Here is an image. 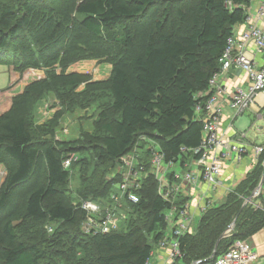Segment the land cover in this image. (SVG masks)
<instances>
[{"label": "trees", "instance_id": "1", "mask_svg": "<svg viewBox=\"0 0 264 264\" xmlns=\"http://www.w3.org/2000/svg\"><path fill=\"white\" fill-rule=\"evenodd\" d=\"M250 1L81 0L58 7L48 0H0V58L2 54L19 58L22 68L47 69L43 79L28 83L0 109V170L3 166L6 171L0 186V264H41L44 259L43 248L20 240V232L27 230L19 227L22 223L76 225L79 216L85 219L81 206L69 204L61 195L72 168L80 164L85 168V157L78 152H91L87 171L92 167L84 176L81 198L99 203L108 201L121 180L120 157L135 146L142 149L147 166L148 140L157 144L166 162L175 160L183 166L196 157L192 149L200 144L203 123L195 106L212 94L209 79L219 71L227 39L244 21ZM87 56L106 58L111 64L108 79L88 82L83 92L102 108L98 130L103 132L95 140L74 144L34 136L28 123L34 100L47 92L65 99L62 95L85 80L66 67ZM57 65L60 72L53 69ZM70 103L85 107L90 102L78 96ZM72 152L78 157L65 168L63 160ZM263 162L264 151L224 200L208 207L195 228L179 236V254L171 264L197 260L213 264L236 239H247L264 226V183L260 193L242 206L261 179ZM136 193L137 203L122 201L127 229L87 234L91 264H148L152 241L158 243L167 232L165 213L170 204L158 193L152 173ZM184 201L179 197L177 204ZM233 221L219 240L215 257L208 259Z\"/></svg>", "mask_w": 264, "mask_h": 264}, {"label": "built area", "instance_id": "2", "mask_svg": "<svg viewBox=\"0 0 264 264\" xmlns=\"http://www.w3.org/2000/svg\"><path fill=\"white\" fill-rule=\"evenodd\" d=\"M255 12L257 19L247 11L243 21L244 29L238 36H235L233 32L228 37L220 58V69L209 79V89L213 92L195 106L196 114L203 123L200 144L192 149L196 157L188 158L182 166L184 169L178 174L171 170L177 165L180 166L179 161L166 162L164 154L152 140H148L145 146L150 153L148 166L139 146H135L133 150L122 155L117 165L121 180L115 185V190L109 195L108 201L99 203L87 199L81 203V209L85 211L83 224L86 234H107L119 229L118 221H125L127 218L122 208L124 205L122 201L137 203L139 197L136 191L140 188L143 178L152 173L158 181V193L170 204V207L165 213L167 232L158 241L157 248L151 251L148 264H171L175 256L179 254V236L192 229L194 212H197L200 217L213 203L204 193L202 204L192 207L193 209L187 201L178 205L177 200L182 197L183 187L197 183L215 187L225 160L234 159L239 162L250 149L254 151L255 160L263 153L264 144H255L248 137L247 131L240 132L233 140L223 138L218 132V122L223 109V103L218 100V94L224 91L219 83L220 75L225 74L231 67L240 69L246 75L247 87L235 86L227 103L234 115L247 111L256 95L264 93V60L259 61L255 58L256 54H264V27L258 25V18L264 16V0L259 1ZM249 44L252 45L251 50L247 48ZM256 113L259 118L264 119V103L260 105ZM141 138L146 140L145 136ZM181 150L183 153L186 151L183 147ZM76 159V153H69L63 160V166L68 168ZM176 178L180 181H176ZM256 205L260 206V204ZM158 249L166 251L165 258L153 262L152 257ZM257 258L258 254L252 249L247 239H236L217 256L213 264H252Z\"/></svg>", "mask_w": 264, "mask_h": 264}, {"label": "rangeland", "instance_id": "3", "mask_svg": "<svg viewBox=\"0 0 264 264\" xmlns=\"http://www.w3.org/2000/svg\"><path fill=\"white\" fill-rule=\"evenodd\" d=\"M4 2H11L14 0H2ZM52 6L60 7L64 3L70 5L77 4L81 0H48ZM39 5V4H38ZM0 58V109L10 104V100L13 96L20 93L25 86L31 81L37 79H43L47 74L46 68H32V67H21L19 58L9 57L2 54ZM4 58V59H3ZM53 69L60 70V67L54 66ZM67 72H75L82 74L85 80L70 93L66 95L69 99L64 97L58 98L57 93L47 92L41 97L34 100L31 113L28 117V123L32 125L31 132L38 138L50 139L54 142L63 143H87L86 140L89 138L96 139V135H100L103 131L99 128V125L103 122L99 118V113L102 108L98 107L97 102H91L86 96H90L86 92L85 85L91 81H105L108 79L111 64L106 58H92L82 57L70 63L66 69ZM100 94L106 99L107 95L104 90H100ZM61 96V95H60ZM78 96L83 97V101H89L85 107L79 105L75 106L74 99H78ZM104 108V106H103ZM109 116H113V112L107 109ZM236 126L239 129L247 130V135L253 138L255 144H264V119H256L252 112H244L242 115L237 117ZM254 123V124H253ZM253 124V125H252ZM259 126L263 127V131L256 130ZM251 127L252 130H248ZM253 127H255L253 129ZM248 136V137H249ZM80 140V141H79ZM77 141V142H76ZM79 146V145H75ZM79 155L85 157L84 161L85 168L83 165L74 166L70 171L69 185L66 188L62 197L68 199L69 204H73L75 207L84 201L81 198L80 192L82 184H86L87 180L84 178L86 173L92 171V167L87 171L90 164L89 154L91 152H78ZM78 157V154H76ZM251 157H254V151L251 150ZM181 168L176 166V169ZM178 169V170H179ZM182 171V170H180ZM87 173V174H88ZM6 171L4 167L0 170V186L5 180ZM128 210L131 207L128 204ZM126 206V208H127ZM135 217V214H134ZM84 217H78L76 225L60 224L59 222L41 221L34 225L29 222H24L19 227L24 230L21 231L20 240L25 243H34L40 246L45 251V257L41 264H91L90 259L87 256V240L88 235L85 232ZM119 220V218H118ZM119 228H124V221H118ZM138 223V221H133ZM27 226V228H26ZM59 226V231L56 232L54 229ZM126 226V225H125ZM127 229L125 227L123 230ZM142 239V238H141ZM154 248H157V243H153ZM92 248V247H90ZM160 259V257H159ZM153 262H156L152 258Z\"/></svg>", "mask_w": 264, "mask_h": 264}, {"label": "crops", "instance_id": "4", "mask_svg": "<svg viewBox=\"0 0 264 264\" xmlns=\"http://www.w3.org/2000/svg\"><path fill=\"white\" fill-rule=\"evenodd\" d=\"M259 1L260 0H251L250 5L248 6L249 14H251V16L255 19H257L255 8L258 5ZM258 25L264 27V16L258 18ZM244 27L245 24L243 22L237 24L234 27L235 36H238L239 33L244 29ZM247 48L251 50L252 45L249 44ZM255 58H257L259 61H263L264 54L263 55L256 54ZM219 83L224 88V91L218 94V100L223 103L222 113L220 116V120L218 122V132L223 138L226 139L228 138L230 140H233L240 132L245 131L243 129H239L235 123L237 117L242 115L244 112L239 115H234L227 106V103L229 102L230 94L235 86H241L242 88L247 87L246 75L240 69L236 67H231L225 74L220 75ZM263 103H264V93H259L258 95H256V98L252 103L251 107L245 112L248 111L252 112L255 118L259 120L261 118L258 117L257 115L258 113H256V110ZM254 128L255 127H253V129ZM249 129L252 130L251 127H249L248 130ZM256 130L263 131V127L259 126ZM249 138L252 141H254L252 137L249 136ZM251 150L252 149H250L248 153L243 157V159L239 162L235 161L234 159L225 160L223 162L222 170L220 171V174L218 176V184L215 187L211 188L209 185L205 183H200V184L197 183L193 186L190 185L184 186L182 190V197L184 198L185 201H187V203L191 205L190 208L202 204L203 202L202 195L204 193L206 194V196L210 197L211 200L213 201L211 206L221 203L224 200V197L227 194V192H229L242 178H244L246 173L252 169L255 162V157H251L249 155ZM180 167H181L180 169L178 167L179 169L178 170L176 169L175 166V168H173L171 172L176 171L178 172V174L181 173L182 171L180 170H183L184 168L182 166ZM171 180H173L172 177ZM176 181L179 182L180 180L176 178ZM194 214L195 215H194V220L192 222V228H195L196 223L199 219V214L197 212H194ZM247 240L250 246L252 247V249L258 254L257 260L254 261L252 264H264V226L259 230H257L255 233H253L250 237H248ZM165 255H166V251L158 249L154 257L152 258L154 260H159V257L160 259H162L165 258Z\"/></svg>", "mask_w": 264, "mask_h": 264}, {"label": "water", "instance_id": "5", "mask_svg": "<svg viewBox=\"0 0 264 264\" xmlns=\"http://www.w3.org/2000/svg\"><path fill=\"white\" fill-rule=\"evenodd\" d=\"M263 183H264V171H263V173H262V176H261V179H260L258 185H257L256 188L252 191V193L250 194V196H248V197L245 199V201H244V203H243L242 206H244V205H245L246 203H248V202H251V201H252V200H253V199H254V198L260 193V191H261V189H262V186H263ZM233 225H234V221L229 225L228 230L225 231V232L219 237V239H218L217 242L215 243L214 249H213V251H212V253H211V255H210V257H209L208 259H211V258H214V257H215V255H216V251H217V245H218L219 240H220L222 237H224V236L227 235V233L229 232V230L232 229ZM200 262H201L200 260H197V261H194L192 264H199Z\"/></svg>", "mask_w": 264, "mask_h": 264}, {"label": "bare ground", "instance_id": "6", "mask_svg": "<svg viewBox=\"0 0 264 264\" xmlns=\"http://www.w3.org/2000/svg\"><path fill=\"white\" fill-rule=\"evenodd\" d=\"M118 181V180H117ZM112 192V191H111ZM126 211V210H125Z\"/></svg>", "mask_w": 264, "mask_h": 264}]
</instances>
